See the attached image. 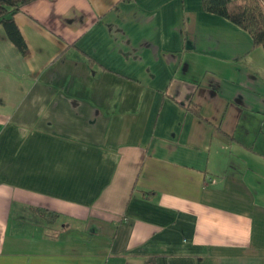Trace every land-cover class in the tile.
I'll return each mask as SVG.
<instances>
[{"label":"crops","instance_id":"1","mask_svg":"<svg viewBox=\"0 0 264 264\" xmlns=\"http://www.w3.org/2000/svg\"><path fill=\"white\" fill-rule=\"evenodd\" d=\"M15 20L0 264H264V47L247 30L204 0H35Z\"/></svg>","mask_w":264,"mask_h":264},{"label":"trees","instance_id":"2","mask_svg":"<svg viewBox=\"0 0 264 264\" xmlns=\"http://www.w3.org/2000/svg\"><path fill=\"white\" fill-rule=\"evenodd\" d=\"M32 1L35 0H0V24L4 25L10 39L24 54H28V46L15 15ZM204 7L247 30L252 35L255 46L264 47V0H204ZM190 108L201 116L200 106L192 104ZM152 262L153 260H149L146 264Z\"/></svg>","mask_w":264,"mask_h":264}]
</instances>
